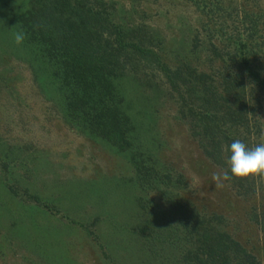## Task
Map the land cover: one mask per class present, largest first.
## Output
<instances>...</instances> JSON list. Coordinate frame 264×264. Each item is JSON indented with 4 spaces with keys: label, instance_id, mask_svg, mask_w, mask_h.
I'll use <instances>...</instances> for the list:
<instances>
[{
    "label": "rangeland",
    "instance_id": "1",
    "mask_svg": "<svg viewBox=\"0 0 264 264\" xmlns=\"http://www.w3.org/2000/svg\"><path fill=\"white\" fill-rule=\"evenodd\" d=\"M80 13L108 25L128 145L68 106L60 58ZM48 26L68 36L55 46ZM262 133L264 0H0V264H190L194 223L216 215L264 264V177L212 179L234 140L251 148ZM213 139L221 165L201 147Z\"/></svg>",
    "mask_w": 264,
    "mask_h": 264
},
{
    "label": "trees",
    "instance_id": "2",
    "mask_svg": "<svg viewBox=\"0 0 264 264\" xmlns=\"http://www.w3.org/2000/svg\"><path fill=\"white\" fill-rule=\"evenodd\" d=\"M78 11L80 10L78 9ZM98 14L97 18L101 19V16ZM79 16L84 25L82 27H76L74 37L66 34L64 35V33L52 29L51 26H48L50 30H46L50 34L48 37L49 41L52 40L51 42L55 46V37H58L59 42H56L59 44L63 36L70 37L68 43L71 45L68 43L64 44L62 48L63 53H61L62 57L60 58L65 64V68L63 69V71L65 70V75L63 74L62 86L67 92L71 90L73 94L72 96H68V106L72 109V113L79 112L80 116L78 117L82 118L84 124H87L93 133H100L103 137H107L114 143L119 144L120 147L128 145L130 142V140H128V134L133 130L132 124L128 123L127 126L126 121L129 119L125 117V114L123 116L122 110L119 109V104L115 103L113 99L114 96L112 95L114 94V87H116V84L113 83L112 85V81L108 80L110 75H107L114 74L115 71L114 64L108 66L111 59L109 55L114 54L109 52L105 47L107 42L104 39V35L106 32L110 33L108 25H103L100 30H96V33L91 25V20L95 15L88 16V18L85 17L83 13H80ZM86 18H88L87 23L85 21ZM57 19V17L49 18V23L52 25ZM100 19L98 21H100ZM66 23L67 21L65 20V23L58 26L59 29L65 26ZM112 32L113 30H111V33ZM115 33L120 37V42L124 41L123 37H121V34L124 33L123 31L116 30ZM72 46H79L82 50L84 49L85 51H81L84 54L72 51ZM48 48L46 54L56 59L54 55L57 54V49L54 46ZM95 56L101 62L100 70H96V67L94 68L91 66V58L93 61ZM114 76H116V73ZM213 132H215V130ZM212 143L215 145L213 149L205 147L202 143L201 147L209 158L221 165V143L214 139ZM185 217L183 218V223L187 221L192 224L196 221V215H194V213H192L190 217L186 215ZM220 218V216L216 215L208 219H197V222L194 223L195 228H201L200 230H203V232L199 230L195 235H190V244H193V247L196 248V252L193 248H189L185 251L183 260L190 264H232L233 261L234 264H236L235 262H237V264H247L239 259L241 258L249 260L250 264H254L256 259L254 255L242 248L230 234L226 232L219 233L215 229L214 226L217 223L216 221H220ZM213 219L216 223L211 221ZM151 224V221L150 223L148 222V225Z\"/></svg>",
    "mask_w": 264,
    "mask_h": 264
},
{
    "label": "clouds",
    "instance_id": "3",
    "mask_svg": "<svg viewBox=\"0 0 264 264\" xmlns=\"http://www.w3.org/2000/svg\"><path fill=\"white\" fill-rule=\"evenodd\" d=\"M25 40L23 32L14 35L16 45H22ZM230 156L227 160L229 170L215 172L212 179L216 187L224 186L223 181L233 178L264 177V133L261 142L254 147H248L243 141L236 139L229 146Z\"/></svg>",
    "mask_w": 264,
    "mask_h": 264
}]
</instances>
